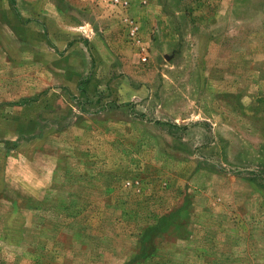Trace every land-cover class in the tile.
<instances>
[{
  "label": "rangeland",
  "instance_id": "1",
  "mask_svg": "<svg viewBox=\"0 0 264 264\" xmlns=\"http://www.w3.org/2000/svg\"><path fill=\"white\" fill-rule=\"evenodd\" d=\"M262 172L264 0H0V264H264Z\"/></svg>",
  "mask_w": 264,
  "mask_h": 264
},
{
  "label": "trees",
  "instance_id": "2",
  "mask_svg": "<svg viewBox=\"0 0 264 264\" xmlns=\"http://www.w3.org/2000/svg\"><path fill=\"white\" fill-rule=\"evenodd\" d=\"M88 79L89 78H83V79L80 80V83H79L80 95L83 96V97H86V100H81V99H77V98L74 97V99L76 100V102L78 104V107L80 108V110H82L84 112L87 111L86 103L90 99V97L88 96V90L85 88V84H86L85 82L88 81ZM159 123L166 124V122H163V121H159ZM171 125H173V124H171ZM173 126H175V125H173ZM262 173L264 175V172H262Z\"/></svg>",
  "mask_w": 264,
  "mask_h": 264
},
{
  "label": "built area",
  "instance_id": "3",
  "mask_svg": "<svg viewBox=\"0 0 264 264\" xmlns=\"http://www.w3.org/2000/svg\"><path fill=\"white\" fill-rule=\"evenodd\" d=\"M114 2H120L123 4L124 0H113ZM127 27H128V34L130 38L133 40H139V35H140V25L137 23L135 20L127 18ZM143 59H146V56L143 57Z\"/></svg>",
  "mask_w": 264,
  "mask_h": 264
},
{
  "label": "crops",
  "instance_id": "4",
  "mask_svg": "<svg viewBox=\"0 0 264 264\" xmlns=\"http://www.w3.org/2000/svg\"><path fill=\"white\" fill-rule=\"evenodd\" d=\"M87 37H90V36L87 35Z\"/></svg>",
  "mask_w": 264,
  "mask_h": 264
}]
</instances>
